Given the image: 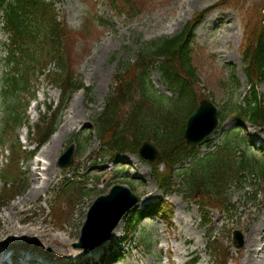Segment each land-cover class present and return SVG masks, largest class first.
<instances>
[{"label":"rangeland","instance_id":"rangeland-1","mask_svg":"<svg viewBox=\"0 0 264 264\" xmlns=\"http://www.w3.org/2000/svg\"><path fill=\"white\" fill-rule=\"evenodd\" d=\"M46 1L54 2L59 20L72 32L73 38L67 46L69 65L76 75L82 77L91 93L88 95L80 91L73 96L62 123L46 144L50 146L37 153L43 161L41 165L36 167L32 161L26 164L23 171L17 167L15 171L20 177L16 182L10 175L12 192L2 177L6 167L3 168L4 160L0 151V229L11 236L7 238L9 242L4 239L2 243L16 244L14 249L18 250L35 249L40 257L46 253L48 259L54 258L50 264H55V261L60 264L55 257L59 255L57 248L47 246L45 239L34 235L35 230H52V234L63 237L61 240L64 243H77L86 214L96 198L101 192L108 193L113 185L122 184L150 205L157 206L156 203L161 201L163 209L155 219L142 218L136 224L137 230H133L135 234L126 235L125 231L129 230L132 218L136 217L124 220L120 232L112 240V245L115 244L118 253H121L113 264H167L168 246L175 252L178 247H183V239L187 238H193L194 241L188 246L189 249L193 251L197 248V251L180 258L175 253L172 257L174 264H186L193 259L197 260V264H242L245 252L244 248L235 246L234 232L239 231L243 235L245 246V237L254 230L257 249L264 245V176L259 178L253 168H249L245 179L233 175L234 181L226 185L222 182L224 177L215 179L212 192L220 197L217 200H227V205L218 203L213 207L215 200L211 195L208 196L205 191H190L185 179L178 176L172 180L174 185L171 188L162 191L149 162L136 154H126L119 160H113L101 150L100 141L89 131L94 127V119L106 107V99L114 88V79L135 63L143 45L177 36L189 23L197 20V15L204 13L202 16L205 17L197 26L192 43L196 89L203 98L211 99L225 118L216 137L200 147L197 154L202 157L203 153L215 151L222 144L226 132L236 127V116L230 111L235 109L236 104L244 103L245 96L250 92L243 46L246 32L257 27L264 0L229 1L225 5V0H127V3L119 1V8L111 4L112 0ZM4 25V16L0 11V92L7 71L6 48L10 45ZM159 64H155L150 79L158 92L171 96L161 78ZM48 67L57 70L54 62ZM236 82L239 87H236ZM32 87L39 92L37 103L32 102L27 112L33 126L47 112L43 104L56 106L59 103L61 91L53 82L39 75ZM259 93L264 100V84L259 87ZM8 111L7 104L0 100V149L7 142H15L17 136H20V140L25 138L24 142L28 141L25 146L28 147L36 137L31 136L26 123L17 130L10 128L5 132ZM77 134H81L80 138ZM238 134L247 135L264 148V133L257 126L248 127ZM237 137L235 135L232 138L233 142ZM72 143L76 145V163L73 169L62 171L58 168V160ZM54 147L56 151H52ZM236 150L235 144L230 158L242 157ZM241 151L244 156L264 164L256 150L242 147ZM193 161L188 159L186 166L189 167ZM51 166L50 174L42 172ZM37 168L39 175L36 179L33 174ZM161 172H165L163 165ZM95 177H102L99 184L105 181L104 190H98ZM71 178H83L82 182L76 181L80 188L64 192L68 184H74L69 181ZM36 188H39L38 195L28 196ZM5 189L11 193L5 194ZM22 200L26 203L19 207ZM199 203L206 206L205 214L200 213ZM14 205H17L16 210H24L25 213L19 219L22 228L33 229L31 235L24 231L16 234L18 228L4 231L1 218L11 215ZM208 237L212 239L208 241ZM107 248L109 246L104 251ZM102 252L99 250L83 255L77 250L75 253L85 259H98ZM263 256L262 253L256 255L251 264H257L256 260L260 261ZM10 264L21 263L16 261ZM76 264H80V261Z\"/></svg>","mask_w":264,"mask_h":264},{"label":"trees","instance_id":"trees-1","mask_svg":"<svg viewBox=\"0 0 264 264\" xmlns=\"http://www.w3.org/2000/svg\"><path fill=\"white\" fill-rule=\"evenodd\" d=\"M119 1L127 3V0H113L112 3L117 5ZM229 1L240 0H225L224 5ZM0 10L4 13L5 31L11 38L7 63L16 72L15 76L5 75L3 78L4 91L0 98L5 103L13 104L15 93L25 91L30 75L36 67L44 68L48 59L59 67L60 73L54 75V80L65 97L83 87L69 65L67 46L73 38L72 32L58 21L53 3L44 0H0ZM202 15H197V20L181 34L143 46L135 63L115 78L114 92L97 119V134L113 155L137 153L145 140L155 142L162 151V160L154 165V171L162 186L170 181L175 165L194 152V148L185 143L183 135L187 118L199 100L191 43L193 31ZM258 18L257 27L246 32L243 46V60L252 92L245 106L236 105L230 113L264 129V105L257 92V87L264 82V6ZM156 63H160L164 82L176 93L175 99L159 95L153 89L148 70ZM224 118L223 114L222 121ZM52 125L42 134L41 142L54 132L55 125ZM232 137L233 134L228 133L217 153L199 160L192 170H188L185 181L189 188L211 193L215 179L224 177L222 182L226 185L234 179L233 173L239 176L253 167V161L246 156L239 161L230 158L235 144ZM244 144L245 140L240 137L236 148L241 149ZM161 164H165V174L159 171ZM254 171L264 175L262 165L255 167ZM218 201L224 204L222 200ZM215 203L213 207H216Z\"/></svg>","mask_w":264,"mask_h":264},{"label":"water","instance_id":"water-1","mask_svg":"<svg viewBox=\"0 0 264 264\" xmlns=\"http://www.w3.org/2000/svg\"><path fill=\"white\" fill-rule=\"evenodd\" d=\"M218 109L209 100L204 99L191 114L187 121L184 138L191 146H196L211 136L219 126ZM74 147L70 148L62 166L72 165ZM140 154L145 160L155 162L160 160L161 154L157 148L146 142L140 148ZM139 202L129 189L115 187L108 196L100 197L89 212L88 221L84 227V238L90 233L102 236L93 246L103 244L119 225L122 218ZM236 244L243 246L242 236L236 233ZM82 246V244H81Z\"/></svg>","mask_w":264,"mask_h":264},{"label":"bare ground","instance_id":"bare-ground-1","mask_svg":"<svg viewBox=\"0 0 264 264\" xmlns=\"http://www.w3.org/2000/svg\"><path fill=\"white\" fill-rule=\"evenodd\" d=\"M55 137L56 136H54L53 138H55ZM52 151H56V148L54 147L52 149ZM35 165H37V166L40 165V161L39 160H36ZM47 170L50 172L51 167H49L48 169H44V171H47ZM34 174H35V176H37L36 173H34ZM38 192H39V190L36 188V189L32 190L28 194V196H34V195L36 196V195H38ZM25 203H26V201L25 200H22L18 206L21 207L22 205H25ZM16 207H17V205H14V207H13V213L11 215H6V216H3L1 218L3 220V222H4L3 223L4 231L5 230H11V231H13V230H16V229H13V228H18L15 231L16 234L20 233L21 231H24L27 234L31 235L30 232H32L33 229L28 230V229H25L24 227L22 228V225H21V222H20V219H19V216L25 213L24 210L21 209V208H19V209L16 210ZM0 222H1V220H0ZM17 222L20 223V224H18L16 226L15 224H17ZM121 228H122V225L117 230H115L112 239L118 235V233L120 232ZM0 232L2 233L3 232V229H0ZM255 232L253 230L249 235H247L245 237V246H244V252H245V254H243L242 264H251L252 260L253 259H256V255L261 254V253H262V255L264 254V245L262 247H260L259 249H257L258 245L256 244V234H255ZM7 234L8 233L4 232V235H7ZM34 235H37L41 239H45L46 240L45 243H47V246H49V247H51L53 249L54 248H57V251L59 250L58 247L61 246L62 243H63L61 241V239H63V237H61L59 235L52 234V230H46V229H44V231L35 230V234ZM10 237L11 236L8 235V238H10ZM52 241L54 243H51L50 244V242H52ZM193 242H194L193 241V238L183 239V247L182 248L181 247L180 248L178 247V249L175 250V253L177 254V256L180 258V257H184L185 255H190V254L195 253L197 251V248H195L193 251H191L189 249V247H188L189 245L193 244ZM196 246H197V244H196ZM181 250H182V252H181ZM168 252H169V250H168ZM169 255L170 254L168 253V256ZM256 261H257V264H264V256L261 258L260 261L259 260H256Z\"/></svg>","mask_w":264,"mask_h":264}]
</instances>
